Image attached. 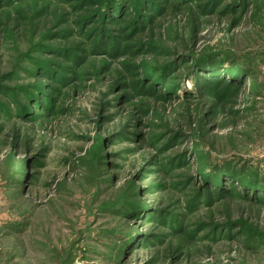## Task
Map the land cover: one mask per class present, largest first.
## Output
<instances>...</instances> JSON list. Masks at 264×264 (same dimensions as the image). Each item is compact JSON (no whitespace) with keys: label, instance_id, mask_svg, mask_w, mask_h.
<instances>
[{"label":"rangeland","instance_id":"rangeland-1","mask_svg":"<svg viewBox=\"0 0 264 264\" xmlns=\"http://www.w3.org/2000/svg\"><path fill=\"white\" fill-rule=\"evenodd\" d=\"M0 264H264V0H0Z\"/></svg>","mask_w":264,"mask_h":264}]
</instances>
